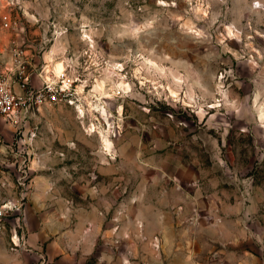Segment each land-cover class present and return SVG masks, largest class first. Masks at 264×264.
<instances>
[{
	"label": "rangeland",
	"instance_id": "obj_1",
	"mask_svg": "<svg viewBox=\"0 0 264 264\" xmlns=\"http://www.w3.org/2000/svg\"><path fill=\"white\" fill-rule=\"evenodd\" d=\"M254 1L0 0V74L23 45L32 84L47 65L57 95L14 121L0 114L6 225L21 230L27 183L29 194L50 164L86 186L111 183L114 234L143 230L162 253L145 264L237 250L246 228L223 217L238 188V204L264 215V8Z\"/></svg>",
	"mask_w": 264,
	"mask_h": 264
},
{
	"label": "crops",
	"instance_id": "obj_2",
	"mask_svg": "<svg viewBox=\"0 0 264 264\" xmlns=\"http://www.w3.org/2000/svg\"><path fill=\"white\" fill-rule=\"evenodd\" d=\"M7 65H11L10 61ZM48 165L47 170L33 174L29 194L27 183L21 230L6 226L0 232V264H126L127 260L145 264V260L162 258L152 245L153 236L146 237L143 230L114 234L113 228H122V224L114 223L110 214L107 218V212L116 206L111 183H89L88 188L81 182V173L72 172L70 177V173L55 171ZM92 186L94 191L90 190ZM238 189L235 205L229 206L228 213L224 210L223 217L225 222L235 221L238 228H246L236 237L235 243L240 244L237 250L202 256L190 252V256L183 254L185 261L181 263L175 260V253H163L168 256L167 264H264V215L256 216L252 206L238 204L245 195L242 188ZM101 211L105 212L101 219H95L96 214L92 216ZM136 222V227H144V220ZM11 225L15 226V222ZM14 234L17 237L13 241L18 245L15 249L11 242ZM218 239L221 243L230 241L223 235ZM248 244L250 250L246 249Z\"/></svg>",
	"mask_w": 264,
	"mask_h": 264
},
{
	"label": "built area",
	"instance_id": "obj_3",
	"mask_svg": "<svg viewBox=\"0 0 264 264\" xmlns=\"http://www.w3.org/2000/svg\"><path fill=\"white\" fill-rule=\"evenodd\" d=\"M253 7L255 9L264 8V0L254 1ZM3 24L4 27L9 28L11 22L7 16L3 18ZM26 52L23 45L15 47L13 50L14 71L0 74V114L10 121L18 118L23 110L29 112L39 109L47 104L49 100L57 98V95L53 92V85L46 76L50 72L47 70V65H43L41 73H39L42 79L40 87H35L32 84L30 70L37 63L33 62ZM44 72L45 76L43 75ZM25 175L27 176V173ZM5 215V210H1L0 232L7 226ZM14 236L17 237V234ZM13 238H11L13 247L16 248L17 244L13 241Z\"/></svg>",
	"mask_w": 264,
	"mask_h": 264
},
{
	"label": "bare ground",
	"instance_id": "obj_4",
	"mask_svg": "<svg viewBox=\"0 0 264 264\" xmlns=\"http://www.w3.org/2000/svg\"><path fill=\"white\" fill-rule=\"evenodd\" d=\"M64 67H65V66H64L63 64H61V63L55 65V72L61 74V72L64 70ZM49 80L51 81L50 78H49Z\"/></svg>",
	"mask_w": 264,
	"mask_h": 264
}]
</instances>
